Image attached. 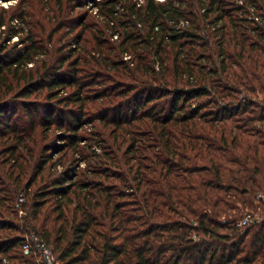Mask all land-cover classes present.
<instances>
[{
  "label": "trees",
  "instance_id": "16d2710c",
  "mask_svg": "<svg viewBox=\"0 0 264 264\" xmlns=\"http://www.w3.org/2000/svg\"><path fill=\"white\" fill-rule=\"evenodd\" d=\"M74 8L0 4V264H264V0Z\"/></svg>",
  "mask_w": 264,
  "mask_h": 264
},
{
  "label": "rangeland",
  "instance_id": "374dc122",
  "mask_svg": "<svg viewBox=\"0 0 264 264\" xmlns=\"http://www.w3.org/2000/svg\"><path fill=\"white\" fill-rule=\"evenodd\" d=\"M10 1V2H9ZM17 0H0V4L1 5H4L6 6L5 4H12V3H15ZM104 0H75V15H80V16H83L85 15V18L84 21L85 22H92L95 21V22H98L99 23V27L107 32V29L105 27V21H103L104 19V16L102 15V13L100 12V7H101V2H103ZM134 1V0H133ZM48 11L44 10L43 14L46 13ZM103 18V19H102ZM92 28H89V30H86L84 32V35L82 37V40H79V39H71V42L69 43L68 45V48L69 46L70 47H76L77 46L79 48H81L82 46L86 47L87 49L89 47H91L93 44H95V41L93 40L92 38V35L94 34V31L96 29V27H93V24L91 26ZM75 28V26H74ZM65 29V30H64ZM63 30H61V32L58 33L57 35V39H56V46H60L61 43H64V42H68V40H70V38L73 37L74 34L82 31V27H76V29L73 31V33H71L70 35H68L67 32H70L68 30L71 29V27H65ZM67 30V32H66ZM64 32L68 35L64 36ZM109 34V33H108ZM106 35V33H105ZM64 36V39L62 38ZM88 38V40H87ZM17 38H15V40L13 41H16ZM21 46V44L19 45ZM48 49H49V52H53L54 48L51 47V45L49 46L48 45ZM82 51V50H81ZM80 50H78V52H76L75 56H79V52H81ZM83 53L84 51H82L80 53L81 56H83ZM91 104V103H90ZM93 105V104H91ZM89 126H92V124H88V126H85V130L89 127ZM86 166V163H83L81 165V169H83L84 167ZM58 169L61 168V166H58L57 167ZM22 214V212H20Z\"/></svg>",
  "mask_w": 264,
  "mask_h": 264
},
{
  "label": "built area",
  "instance_id": "2783aa9c",
  "mask_svg": "<svg viewBox=\"0 0 264 264\" xmlns=\"http://www.w3.org/2000/svg\"><path fill=\"white\" fill-rule=\"evenodd\" d=\"M2 1V0H1ZM138 5H142L145 3V0H135ZM160 2H164L166 0H157ZM10 2V1H9ZM7 5V4H5ZM120 8V6H118ZM121 9V8H120ZM185 22H182V25ZM118 34L113 35V39H118ZM126 60L130 59L129 55L125 56ZM257 198L264 202V193H259L257 195ZM24 198L21 197V200ZM263 220V217L260 215V213L252 210L246 211L242 218L240 219L238 226L240 228H246L247 226L256 223L261 222ZM23 251L25 254H30L31 252H36L43 264H63L57 257V255L54 253L52 247L47 244L45 241L39 239L38 236L32 234L31 236L27 237L25 240V243L23 245Z\"/></svg>",
  "mask_w": 264,
  "mask_h": 264
}]
</instances>
